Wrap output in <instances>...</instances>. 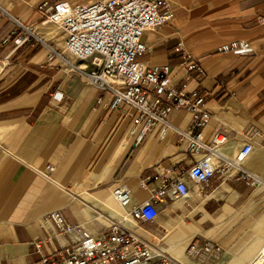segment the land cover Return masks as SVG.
Segmentation results:
<instances>
[{"label":"crops","instance_id":"1","mask_svg":"<svg viewBox=\"0 0 264 264\" xmlns=\"http://www.w3.org/2000/svg\"><path fill=\"white\" fill-rule=\"evenodd\" d=\"M54 1L0 0V58L7 61L0 71V264H29L50 254L51 223L42 225V218L56 210L90 232L120 222L185 264H251L264 247V0H170L173 20L144 33L146 63L169 64L174 83L186 81L188 90L207 96L206 125L194 128L190 111L173 109L165 131L162 122L149 128L127 106L117 108L90 81V61L53 51L65 36L43 22L38 5ZM19 23L34 34L17 45L24 32ZM240 39L251 41L255 52L218 50ZM179 43L200 59L204 73L182 65ZM180 130L201 132L206 141L223 131L216 167L232 161L225 173L216 171L208 184L193 178L189 169L204 151H191ZM247 143L252 151L233 163ZM246 171L255 182L243 177ZM157 173L168 181L182 176L189 193L163 194L154 220H136L133 207L163 183ZM120 183L132 191L123 208L112 200ZM69 240L58 236V243ZM208 242L221 249L203 250ZM192 243L197 252H189Z\"/></svg>","mask_w":264,"mask_h":264},{"label":"built area","instance_id":"2","mask_svg":"<svg viewBox=\"0 0 264 264\" xmlns=\"http://www.w3.org/2000/svg\"><path fill=\"white\" fill-rule=\"evenodd\" d=\"M38 8L43 22L56 24L65 36L62 50L55 45L53 51L59 55L67 52L78 60L90 61V81L107 91L117 108L126 111L127 106L133 110L136 122H145L149 128L162 122L165 131L169 125L167 114L173 109H186L193 115L194 128L208 123L210 113L204 108L207 101L204 93L198 89L188 90L186 81L174 83L169 64L148 65L142 58L148 48L143 40L144 33L164 26L174 18L170 0H56L51 4L41 3ZM19 24L24 32L18 35L17 45L34 34L31 25ZM177 50L182 55V65L189 71L204 73L200 59L191 54L183 43H179ZM218 50L251 55L255 47L251 41L240 39L224 43ZM6 63L5 59L0 58V71ZM54 97L61 100L63 94L56 91ZM180 132L190 137L191 151H204L203 156L189 169L193 178L208 184L216 171L225 173L232 161H225L216 167V149L226 139L223 131H216L209 141L203 139L201 132ZM251 151L252 145L245 144L233 163L239 164ZM53 169V165H47L48 171ZM44 174L49 175L47 172ZM243 177L250 182L256 180L248 171ZM154 179H162L163 183L152 197L133 207L132 216L136 220H154L158 214L157 199L163 194L171 191L175 196L183 197L189 193L182 176L168 181L165 175L157 173ZM147 180L144 178L140 183L145 186ZM131 192L125 183L113 188V196L122 206L130 204ZM50 223V254L42 255L39 261L29 264H185L156 250L120 222L90 232L56 210L42 218V225ZM61 234L68 236L70 242L58 243ZM40 242L34 243L38 250ZM220 249L219 244L211 242L203 246L205 251ZM188 250L190 253L197 252V244L192 243Z\"/></svg>","mask_w":264,"mask_h":264},{"label":"rangeland","instance_id":"3","mask_svg":"<svg viewBox=\"0 0 264 264\" xmlns=\"http://www.w3.org/2000/svg\"><path fill=\"white\" fill-rule=\"evenodd\" d=\"M88 1H89V0H88ZM47 25H51L52 27H54V29H55L56 31H60V28H59L56 24H54V23H52V22H47ZM63 41H64V37H63V39L60 41V42H61V46H60V48H61L62 45H63ZM61 50H62V48H61ZM64 54L68 55V56H69L70 58H72V59H75L74 57L70 56L67 52H64ZM75 60H76V59H75ZM78 62H85V60H84V61L78 60ZM112 200H114V206L116 205V206H119V207L123 208V206H121V205L118 203V201L115 200V198L112 197ZM262 255H263V253H262ZM260 257H261V254H259L255 259L260 258Z\"/></svg>","mask_w":264,"mask_h":264},{"label":"bare ground","instance_id":"4","mask_svg":"<svg viewBox=\"0 0 264 264\" xmlns=\"http://www.w3.org/2000/svg\"><path fill=\"white\" fill-rule=\"evenodd\" d=\"M262 253H263V255H262ZM251 264H264V247L261 251V257L254 259V261Z\"/></svg>","mask_w":264,"mask_h":264}]
</instances>
